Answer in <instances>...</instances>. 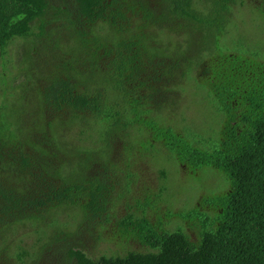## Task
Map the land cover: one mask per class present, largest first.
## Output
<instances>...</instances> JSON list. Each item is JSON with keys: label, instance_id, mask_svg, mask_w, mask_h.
Returning a JSON list of instances; mask_svg holds the SVG:
<instances>
[{"label": "trees", "instance_id": "obj_1", "mask_svg": "<svg viewBox=\"0 0 264 264\" xmlns=\"http://www.w3.org/2000/svg\"><path fill=\"white\" fill-rule=\"evenodd\" d=\"M244 3L0 0V55L14 40L44 39L45 45L25 49L22 61L29 58L31 65L19 69L21 81L0 103V264H26V257L31 264L40 262V256L12 253L11 235L23 223L36 224L44 214L68 205L80 208L84 224L102 216L110 223L123 198L133 204L127 201V211L116 220L118 237L135 239L147 253L91 259L78 248L83 243L60 232L46 244L61 264H264V51L250 53L255 48L247 41L239 44L240 51L226 48L231 47L226 39L239 30V23L228 19ZM254 8L264 17V0ZM52 21L54 27L46 30ZM198 43L203 48L192 50ZM70 45L81 51L78 58L67 51ZM46 63L55 71L40 90L35 81ZM32 80L35 91L28 90ZM190 83L208 92L221 116L213 141L198 138L192 129L184 135L172 130L163 100L178 99L176 93L184 94L181 89ZM23 103L30 108L27 124L15 108ZM85 118L104 122L119 139L128 138L126 150L132 147L129 131L138 130L145 134L144 142L163 144L192 174L204 169L223 174L226 192L202 198L190 211L168 210V222L159 216L151 221L148 211L159 210L165 187L159 185L157 192L144 188L140 198L132 196L136 174L131 164L114 163L111 156L94 159L93 152H85L74 176L63 171L65 157L54 128ZM95 167L102 172L91 175ZM124 167L126 188L121 191ZM173 218L191 223L195 241L179 225L165 230ZM100 240L101 234L92 238ZM47 245L39 253L48 251Z\"/></svg>", "mask_w": 264, "mask_h": 264}, {"label": "rangeland", "instance_id": "obj_2", "mask_svg": "<svg viewBox=\"0 0 264 264\" xmlns=\"http://www.w3.org/2000/svg\"><path fill=\"white\" fill-rule=\"evenodd\" d=\"M52 4L55 5V2L52 1ZM259 4L260 0H245L243 8L235 11L229 17L228 23L238 22L239 30L235 38L229 37L226 39L227 43L231 45V47L226 48L236 50L239 47L238 51H240L241 46L239 44L244 45V42L247 41L248 45L255 48L250 53L259 55L261 54L260 50L264 51V17L255 11L254 8ZM53 14L50 13L47 16L53 17ZM53 24H55L53 21L48 24L46 30H51L54 27ZM231 29L233 33L236 32L233 27ZM35 32L37 31L35 30ZM66 39L70 40V38ZM193 41L192 37H188L190 45H193ZM40 43H43V45H39ZM38 45L39 47L45 46L44 39L26 38L14 40L6 48L5 55H0V76H2L0 77V103L2 100H8V98H5V92L12 94L11 87L13 88L21 81L19 69L31 65L28 64L29 58L24 62L22 61V58L26 56L24 53L27 50L25 49ZM70 46L66 47L67 51L69 54L72 53L75 58H78L81 51H77L72 45ZM215 47L218 50L217 45ZM48 48L51 49L50 46ZM196 48L200 49L203 46L201 43L191 46L192 50ZM216 49L213 47L211 51L214 56L218 54ZM245 52L248 51L245 50ZM190 53L193 54L192 51ZM205 56L209 57L208 55ZM54 71H51L47 63L44 70L39 71V79L35 81V84L39 86L40 90H43L46 86V79L53 75ZM31 73L28 75H31ZM197 74L199 78H202V71L200 69H198ZM13 76H16L15 79ZM199 81L201 80L199 79ZM196 85L195 83H190L184 86L181 89L184 94L176 93L179 98L174 101L173 99H164V109L173 121L171 124L173 132L177 131L184 135L187 131L192 132L190 130L192 129L194 132L199 133L197 135L198 138L213 141L217 136L218 129L222 126L221 116L217 112L214 102L209 98L208 92L205 89L198 88ZM31 88L35 91L33 80L28 84V90ZM148 92L147 90H143L145 95ZM22 95L23 91L18 98ZM34 96L36 97V94ZM17 101L16 99V103ZM15 108L17 109L16 112L20 122L30 123L29 120L31 118L27 117L30 108L24 103L21 105L17 104ZM67 117L64 116V118ZM108 129L109 126L104 122L94 121L90 118L70 119L69 125H56L53 134L54 139L61 148L60 153L65 157L63 171L74 176L75 172L82 165L81 156L85 152H93L94 156L92 157L94 159L108 161L111 156V161L114 163L120 165H124L125 163L131 164L133 167L132 171L136 174L131 190L132 196L140 198L144 188L157 192L159 185L165 187V192L161 196V203L158 204L159 210L157 212L148 211L151 221H155L159 216L164 219L163 221L168 222L164 218L168 210L173 213L190 211L191 207L196 205L197 202L200 201L201 203L202 198L203 200L205 197L210 198L219 191L226 192L228 186L223 174L211 169H204L196 174H192L187 170V166L179 165L176 157L171 155L163 144L144 142L145 134L138 130L129 131V145L132 147L131 150H126L127 143L124 142H127L128 138L119 139L116 135L110 134ZM81 134L83 136L80 137ZM186 137L187 141H191L190 136L186 135ZM129 156H131L130 160L126 162ZM101 172L100 167H95L91 175H97ZM121 173L120 182H122L121 191H123L126 188L124 181L125 167L121 170ZM162 177L164 179H161ZM11 179L12 177L9 176V181ZM127 201L130 205L133 204L127 198H123L118 204H115L114 216L111 217L110 223H107L102 216L89 224H84V216L81 214L80 208L71 205L60 207L50 215L44 214L41 221L37 220L36 224L34 222H25L11 235V241L14 245L12 253L19 251L25 252V256H40L41 260L38 264H61V257L52 254L54 248L49 249L50 245L46 244L60 232L71 234L76 241L83 243L85 247H81L78 244L77 246L91 259H98L102 256L122 257L130 252L147 253V249L135 239H127L126 236L120 239L116 232V220L127 211ZM81 204H84V201H81ZM167 214L169 215V213ZM172 221V223L169 222L170 227L168 225L164 227L165 230L171 231L177 229V225H179L184 229L189 238L195 241L196 230H190L192 227L191 223L181 222L180 220L175 222V218ZM98 234H101V240L96 243L92 241V238L93 236H98ZM45 245L47 246L44 249L49 250L43 254L39 253L40 249ZM36 260L39 261L38 259ZM25 262L26 264H31V258L26 257Z\"/></svg>", "mask_w": 264, "mask_h": 264}]
</instances>
